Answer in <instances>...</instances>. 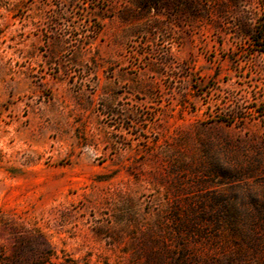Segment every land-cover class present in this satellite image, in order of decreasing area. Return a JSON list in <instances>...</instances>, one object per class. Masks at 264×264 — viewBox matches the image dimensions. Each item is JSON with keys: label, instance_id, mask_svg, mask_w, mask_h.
I'll list each match as a JSON object with an SVG mask.
<instances>
[{"label": "rangeland", "instance_id": "rangeland-1", "mask_svg": "<svg viewBox=\"0 0 264 264\" xmlns=\"http://www.w3.org/2000/svg\"><path fill=\"white\" fill-rule=\"evenodd\" d=\"M262 26L264 0H0V264H264Z\"/></svg>", "mask_w": 264, "mask_h": 264}, {"label": "trees", "instance_id": "trees-1", "mask_svg": "<svg viewBox=\"0 0 264 264\" xmlns=\"http://www.w3.org/2000/svg\"><path fill=\"white\" fill-rule=\"evenodd\" d=\"M262 28H263V29L261 30L262 33L260 34V37H262V36L264 35V26H262ZM260 37H258L257 39H260ZM263 39H264V38H263Z\"/></svg>", "mask_w": 264, "mask_h": 264}]
</instances>
